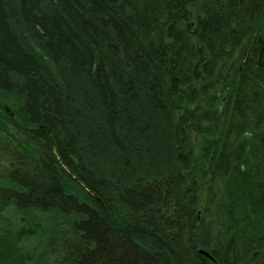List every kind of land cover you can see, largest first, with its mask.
I'll list each match as a JSON object with an SVG mask.
<instances>
[{
	"label": "trees",
	"instance_id": "16d2710c",
	"mask_svg": "<svg viewBox=\"0 0 264 264\" xmlns=\"http://www.w3.org/2000/svg\"><path fill=\"white\" fill-rule=\"evenodd\" d=\"M0 264H264V0H0Z\"/></svg>",
	"mask_w": 264,
	"mask_h": 264
},
{
	"label": "rangeland",
	"instance_id": "374dc122",
	"mask_svg": "<svg viewBox=\"0 0 264 264\" xmlns=\"http://www.w3.org/2000/svg\"><path fill=\"white\" fill-rule=\"evenodd\" d=\"M186 36H187L186 41L180 46L179 48L180 51H178V56L180 54V57H182V59L185 57V54L187 53L186 50H188V46H190V42H191V40H189L190 37L187 34Z\"/></svg>",
	"mask_w": 264,
	"mask_h": 264
},
{
	"label": "water",
	"instance_id": "95a60500",
	"mask_svg": "<svg viewBox=\"0 0 264 264\" xmlns=\"http://www.w3.org/2000/svg\"><path fill=\"white\" fill-rule=\"evenodd\" d=\"M204 255H206V256H208V254H206V253H204V252H202Z\"/></svg>",
	"mask_w": 264,
	"mask_h": 264
}]
</instances>
